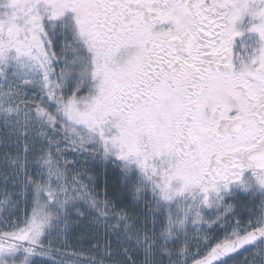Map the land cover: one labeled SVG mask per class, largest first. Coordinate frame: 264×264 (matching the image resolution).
I'll use <instances>...</instances> for the list:
<instances>
[{"label": "snow or ice", "instance_id": "1", "mask_svg": "<svg viewBox=\"0 0 264 264\" xmlns=\"http://www.w3.org/2000/svg\"><path fill=\"white\" fill-rule=\"evenodd\" d=\"M0 264H264V0H0Z\"/></svg>", "mask_w": 264, "mask_h": 264}, {"label": "rangeland", "instance_id": "2", "mask_svg": "<svg viewBox=\"0 0 264 264\" xmlns=\"http://www.w3.org/2000/svg\"><path fill=\"white\" fill-rule=\"evenodd\" d=\"M223 235V233H221V236ZM83 249H84V251L86 252L87 251V245H84L83 246ZM243 259V257H241V260Z\"/></svg>", "mask_w": 264, "mask_h": 264}, {"label": "trees", "instance_id": "3", "mask_svg": "<svg viewBox=\"0 0 264 264\" xmlns=\"http://www.w3.org/2000/svg\"><path fill=\"white\" fill-rule=\"evenodd\" d=\"M239 259L241 260V257Z\"/></svg>", "mask_w": 264, "mask_h": 264}]
</instances>
